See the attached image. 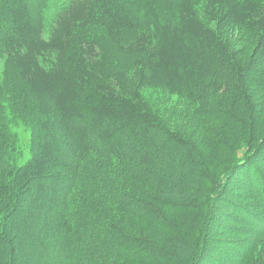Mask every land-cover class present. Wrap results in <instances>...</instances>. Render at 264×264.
<instances>
[{
  "label": "trees",
  "instance_id": "obj_1",
  "mask_svg": "<svg viewBox=\"0 0 264 264\" xmlns=\"http://www.w3.org/2000/svg\"><path fill=\"white\" fill-rule=\"evenodd\" d=\"M46 1L0 0V264H219L210 214L188 208L204 199L210 213L219 197L208 193H229L228 178L144 94L253 133L230 174L256 177L246 170L264 154V0H67L50 18ZM18 128L31 136L22 166ZM259 176L247 183L264 210ZM250 206L236 214L263 230ZM184 213L188 233L166 217ZM171 241H184L179 253Z\"/></svg>",
  "mask_w": 264,
  "mask_h": 264
},
{
  "label": "rangeland",
  "instance_id": "obj_2",
  "mask_svg": "<svg viewBox=\"0 0 264 264\" xmlns=\"http://www.w3.org/2000/svg\"><path fill=\"white\" fill-rule=\"evenodd\" d=\"M66 1L67 0H47L45 3L46 16L50 18L57 8L63 7L66 4ZM238 37L239 36L235 35L234 38ZM239 41H243V38ZM144 96L149 104L151 112L156 114L161 124L178 131L183 137L195 144L201 153L205 166L215 171L214 173L218 175L219 180H222L223 175L224 180L222 181H226L228 178L227 185H229V188L231 189L229 193L227 192V188L224 189L222 187H220V191L215 189V191L208 193L219 197V202H212L213 209H210V213H208L207 209L209 207L205 204L204 199L200 203L195 202V204H191L190 208H188L191 210L197 209L188 212L189 214L191 213L194 216L203 217L204 219L205 213H207L210 214L207 220H213V225L211 226L209 233V238L211 235V240L208 241L209 244L207 245V248L210 249V246L213 247L211 248V252L213 255H216V260L219 264H264V225L261 227L263 230H260L259 228L256 229L254 228L253 223H245V219L252 221L251 217H247V212H244L245 215L236 214V211L238 210L237 208L247 204L249 206L251 205L253 208L257 206L260 207L256 213L259 216L264 217L262 216L264 210L261 209V202L254 198L257 194L255 195V191L251 188L252 185L247 183L251 182L255 185L256 181L259 182V175L264 176V154L257 158V161L251 168H246L247 170L245 168L242 169V172L244 173L253 170L255 174H252L256 177L247 176L246 178L244 174L240 173V175L237 174L238 176L234 177L235 179L240 178L241 180L234 183V177L230 174L231 167L234 164L236 165V163L240 162L243 157L246 156L247 141L252 138L253 133H247V131L242 132L238 128H229L227 125L219 123L218 121L197 116L185 101L178 97L170 96L164 92L153 90L145 93ZM21 129H17L21 145V154L15 160V164L18 166L24 165L29 160L32 153L31 136L28 132H23ZM263 133L264 114L260 120L258 135H256L259 137ZM227 167H230V170L226 172ZM237 170L239 172V165H237ZM165 186L167 185L165 184ZM166 188L168 190L170 189L169 186ZM171 189L174 188L171 187ZM200 189L207 191V187L205 186H201ZM179 196V191L174 190L171 198L177 201ZM204 205H206V208L203 207ZM251 206L248 208L251 209ZM188 213L176 215L175 217L174 215L166 214V217L170 218L171 221H176L173 223H176L177 226L181 227L183 232L188 233L185 231L187 230L186 226L193 222L192 219L186 220L184 218ZM133 225L134 227H132V229L130 228L132 231H137L141 228L146 231L148 230L145 225L136 221H134ZM255 231H257L258 234H255ZM168 233H170V231ZM253 234L255 235L253 236ZM206 235H208L207 232ZM147 236L154 239L160 247L167 252L171 251L170 246H168L170 245L168 239H165L163 236L160 237L153 232H150ZM247 241H249V243L246 244ZM171 242L173 243L175 241ZM183 242L178 241V243L175 242L172 244L173 246L176 245L172 247V252L179 253L181 249L178 245L183 244ZM240 242L245 243L241 244ZM203 264H212V262L211 260H208Z\"/></svg>",
  "mask_w": 264,
  "mask_h": 264
}]
</instances>
